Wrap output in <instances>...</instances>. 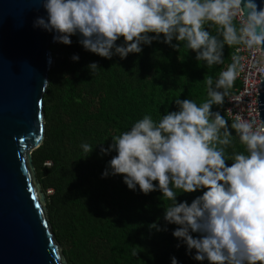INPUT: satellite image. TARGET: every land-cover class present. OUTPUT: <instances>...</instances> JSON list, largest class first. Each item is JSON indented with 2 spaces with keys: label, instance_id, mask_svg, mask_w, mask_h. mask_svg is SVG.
I'll return each instance as SVG.
<instances>
[{
  "label": "clouds",
  "instance_id": "9594fccd",
  "mask_svg": "<svg viewBox=\"0 0 264 264\" xmlns=\"http://www.w3.org/2000/svg\"><path fill=\"white\" fill-rule=\"evenodd\" d=\"M42 7L47 19L38 17L34 27L55 32L54 42L64 45L79 33L85 50L106 59L112 58L113 49L121 59L140 53L142 44L150 45L161 34L173 48L178 49L172 44L175 39L195 51L197 61L207 67L224 63L225 45L264 48V7L256 0H43ZM121 37L124 45L116 46ZM231 59L215 82L204 77L203 103L178 98V111L158 121L145 115L129 131L112 137L101 153L117 154L102 175H123L130 190L138 185L145 195L162 192L171 201L164 208V219L179 226L173 236L187 245L189 253L195 250L196 261L264 264V124L237 115L229 126L220 111H212L214 105L223 104L239 74L241 57ZM89 68L95 73L98 65ZM236 137L245 152L228 156L226 149ZM80 147L88 155L93 151L88 143ZM202 189L203 195L190 205L177 202L176 190ZM150 228L161 230L156 223ZM171 264H178L175 257Z\"/></svg>",
  "mask_w": 264,
  "mask_h": 264
},
{
  "label": "trees",
  "instance_id": "16d2710c",
  "mask_svg": "<svg viewBox=\"0 0 264 264\" xmlns=\"http://www.w3.org/2000/svg\"><path fill=\"white\" fill-rule=\"evenodd\" d=\"M70 39V45L55 42L50 46L53 65L42 99L44 140L32 152L47 216L67 263L171 264L175 257L178 264H209L207 259L196 261L195 250L189 253L187 245L173 236L179 226L165 221L164 208L171 201L162 192L145 195L138 185L130 190L123 175L103 177L117 153L103 154L101 147L108 148L112 137L129 131L145 115L158 121L178 111V98L203 103L207 99L204 77L211 76L215 82L238 45H225L224 63L207 67L182 42L172 41L178 49L164 43L162 34L150 45L142 44L140 53L124 59L114 49L111 59L85 50L79 33ZM122 45L123 37L116 41V46ZM73 56L79 59L74 61ZM92 63L98 65L95 73L89 68ZM224 104L214 105L212 111H220L230 126ZM83 143L93 148L89 155L80 147ZM234 152H245L238 137L226 149L228 156ZM203 191L176 190L177 202L190 205ZM153 223L161 230L150 228ZM192 235L200 238L199 233Z\"/></svg>",
  "mask_w": 264,
  "mask_h": 264
},
{
  "label": "water",
  "instance_id": "95a60500",
  "mask_svg": "<svg viewBox=\"0 0 264 264\" xmlns=\"http://www.w3.org/2000/svg\"><path fill=\"white\" fill-rule=\"evenodd\" d=\"M42 4L0 0V264H68L32 162L44 140L42 99L56 35L34 27L38 17L47 19ZM256 98L264 124V76Z\"/></svg>",
  "mask_w": 264,
  "mask_h": 264
},
{
  "label": "built area",
  "instance_id": "2783aa9c",
  "mask_svg": "<svg viewBox=\"0 0 264 264\" xmlns=\"http://www.w3.org/2000/svg\"><path fill=\"white\" fill-rule=\"evenodd\" d=\"M243 15L236 19L240 24ZM233 55L241 57V67L238 76L231 89L228 90L227 97L224 98L225 106L223 113L233 121L239 115L249 121H256L261 124L257 108V88L260 86V79L264 76V54L260 48L248 49L238 45ZM232 63V59H230ZM49 165L50 163H46Z\"/></svg>",
  "mask_w": 264,
  "mask_h": 264
},
{
  "label": "bare ground",
  "instance_id": "6f19581e",
  "mask_svg": "<svg viewBox=\"0 0 264 264\" xmlns=\"http://www.w3.org/2000/svg\"><path fill=\"white\" fill-rule=\"evenodd\" d=\"M224 106H225V104H224ZM223 109H224V107H223ZM226 116V115H225ZM227 118V117H226ZM228 119V118H227ZM229 120V119H228ZM229 121H231V120H229ZM231 122H233V121H231Z\"/></svg>",
  "mask_w": 264,
  "mask_h": 264
}]
</instances>
